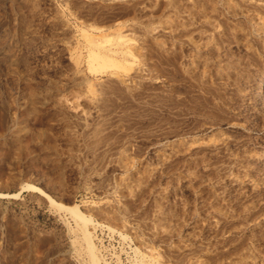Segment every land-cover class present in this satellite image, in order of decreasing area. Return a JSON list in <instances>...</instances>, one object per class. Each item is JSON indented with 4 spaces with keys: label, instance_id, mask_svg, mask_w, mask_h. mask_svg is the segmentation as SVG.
<instances>
[{
    "label": "rangeland",
    "instance_id": "rangeland-1",
    "mask_svg": "<svg viewBox=\"0 0 264 264\" xmlns=\"http://www.w3.org/2000/svg\"><path fill=\"white\" fill-rule=\"evenodd\" d=\"M0 264H264V0H0Z\"/></svg>",
    "mask_w": 264,
    "mask_h": 264
},
{
    "label": "bare ground",
    "instance_id": "bare-ground-1",
    "mask_svg": "<svg viewBox=\"0 0 264 264\" xmlns=\"http://www.w3.org/2000/svg\"><path fill=\"white\" fill-rule=\"evenodd\" d=\"M76 212H77V210H76ZM85 234H86L85 236H87V240H88V245H89L88 248H90V250L92 252V255L91 256L93 258V262H97V256H96V253L94 252V246L92 244V241H91V239L89 237V234L88 233H85Z\"/></svg>",
    "mask_w": 264,
    "mask_h": 264
}]
</instances>
